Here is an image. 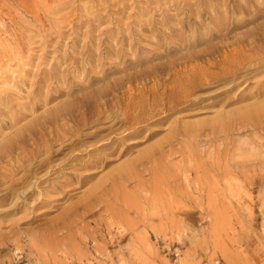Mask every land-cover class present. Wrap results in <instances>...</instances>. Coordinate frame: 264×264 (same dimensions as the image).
<instances>
[{"label":"rangeland","instance_id":"1","mask_svg":"<svg viewBox=\"0 0 264 264\" xmlns=\"http://www.w3.org/2000/svg\"><path fill=\"white\" fill-rule=\"evenodd\" d=\"M263 30L264 0H0V149L14 144L0 162V264H264V113H241L264 102V63L196 91L138 143L101 154L97 169L63 177L50 167L27 180L14 169L18 156L33 166L34 146L74 129L62 118L47 124L63 107L77 115L78 100L127 78L171 85V74L152 69L233 38L261 49ZM29 129L37 137L15 143ZM158 144L148 171L113 180Z\"/></svg>","mask_w":264,"mask_h":264},{"label":"bare ground","instance_id":"2","mask_svg":"<svg viewBox=\"0 0 264 264\" xmlns=\"http://www.w3.org/2000/svg\"><path fill=\"white\" fill-rule=\"evenodd\" d=\"M258 32H264V30ZM253 43H248L244 38H233L228 43H224L219 47H212L203 54L190 56L184 61L183 66L180 63H173L167 67L154 68L152 69L153 71L150 70L152 74L153 72L163 73L162 75L166 73L171 74L174 77V82L171 85H163L161 83L155 85L152 89H145L138 87L137 84L133 83L132 79L127 78L115 85L103 87L100 90L96 89L97 91H94L97 92L96 95H92L94 98L90 97V99L75 101L74 108L77 115H69L71 113L69 112L70 107H63L58 113V118L47 119V124H54L59 118L67 120V122L71 121L74 123L73 130L68 129L63 131L62 134L55 135L51 142H49V147L45 145L42 147L34 146L27 155L31 163L34 161L35 165L33 166L30 163L29 166L25 165V158L19 159L18 156L15 159V161L17 160V164H15L14 169L18 171L24 168V180H27L50 167L54 170L50 176L61 175L63 177L66 176L64 174L65 169L85 170L99 168L103 163L101 154L108 151L113 155L117 148L127 141H131L130 144L138 143L139 140L137 139L146 130H150L148 129L150 126L159 125L165 119L168 111L174 109L176 106L186 104L190 100L192 101L190 98H192V95L196 91L199 92L198 90H202L214 82L232 83L238 78L245 79L248 74L255 71L257 67L264 63V47L261 49L256 48V50H244L246 46ZM245 51L248 54L244 53ZM212 59L214 61L213 64L210 63ZM203 61H206L210 68L215 69V71H204L198 67V63ZM122 95L126 97L124 105L121 104ZM241 113L246 116L251 113L263 114L264 102L248 106ZM100 124H107L108 126L98 127ZM96 126L98 128L94 129V131L86 134L82 133V130L95 128ZM115 126H117V129L111 130ZM104 131L107 134L101 136L95 148L86 146L89 140L98 138L100 133ZM155 134L154 131H149V134L145 137L150 139ZM36 137L37 135L31 133L29 129L27 132L19 133L15 143H22L26 138L34 140ZM12 143L5 144L0 149V162L5 157H13L14 144L12 145ZM54 144H58L60 147L57 150H53ZM80 148L84 150L81 151ZM66 149H71V154L77 153L72 155L64 165L60 167L53 165L55 163L54 157ZM160 149L159 144L155 145L135 160H131L124 170L114 172L111 177H113V180L135 179L139 172L145 173L144 171H148L147 165L153 161L152 159L156 154L160 155L162 151H159ZM91 154L93 157H90L86 161H81V157H79ZM125 171H128L127 175H120ZM89 177L88 175L83 177V179H88ZM45 182L54 181L48 178L42 181L41 185ZM153 188H155L154 185ZM31 195H33L32 191L29 192V196Z\"/></svg>","mask_w":264,"mask_h":264}]
</instances>
